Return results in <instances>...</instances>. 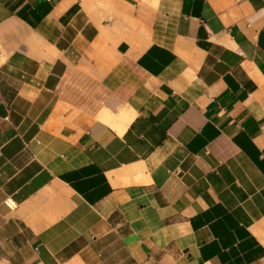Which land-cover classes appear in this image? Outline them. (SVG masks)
<instances>
[{
    "label": "crops",
    "instance_id": "crops-1",
    "mask_svg": "<svg viewBox=\"0 0 264 264\" xmlns=\"http://www.w3.org/2000/svg\"><path fill=\"white\" fill-rule=\"evenodd\" d=\"M0 264H264V0H0Z\"/></svg>",
    "mask_w": 264,
    "mask_h": 264
}]
</instances>
